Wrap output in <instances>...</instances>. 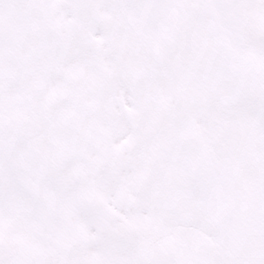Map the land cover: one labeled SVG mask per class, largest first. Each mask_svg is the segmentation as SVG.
<instances>
[{
  "label": "snow or ice",
  "instance_id": "1",
  "mask_svg": "<svg viewBox=\"0 0 264 264\" xmlns=\"http://www.w3.org/2000/svg\"><path fill=\"white\" fill-rule=\"evenodd\" d=\"M0 264H264V0H0Z\"/></svg>",
  "mask_w": 264,
  "mask_h": 264
}]
</instances>
